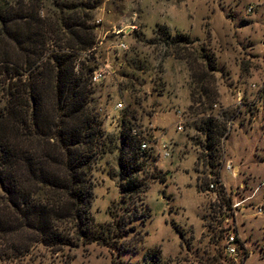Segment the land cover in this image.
I'll use <instances>...</instances> for the list:
<instances>
[{"label": "rangeland", "instance_id": "obj_1", "mask_svg": "<svg viewBox=\"0 0 264 264\" xmlns=\"http://www.w3.org/2000/svg\"><path fill=\"white\" fill-rule=\"evenodd\" d=\"M101 1L93 24L102 55L94 57L101 56L99 62L114 70L95 86L103 127L117 134L127 108L167 148H162L163 142L151 143L147 162L152 173L145 176L149 188L139 198L120 193L117 153L105 156L93 169L95 223L97 229L111 224L104 241L57 254L37 247L22 260L0 264H238L224 252L232 225L246 249L243 264H264V0ZM50 4L43 1L52 8ZM163 25L172 35L189 37L184 53L151 43ZM114 30L123 31L114 35ZM119 39L127 41L128 51L113 47ZM136 54L149 64L145 85L136 95L139 104L131 92H118L116 87L125 80L120 73L126 60ZM192 91L195 99L207 102L205 115L190 110ZM119 102L124 103L122 111L115 110ZM178 112L184 119L182 131L177 130L182 120ZM208 115L218 118L223 127L218 145L208 141L202 124ZM207 143L213 148L205 151ZM164 152L169 157L164 158ZM204 153L234 167L243 162L236 178L222 171L221 165L212 169L232 200L246 197L248 183L247 195L252 194V199L238 218L227 219L228 201H219L207 191L206 179L212 173L203 166ZM154 173L166 174V182L153 178ZM240 184L245 188L235 195ZM244 255L240 246L238 259Z\"/></svg>", "mask_w": 264, "mask_h": 264}, {"label": "trees", "instance_id": "obj_2", "mask_svg": "<svg viewBox=\"0 0 264 264\" xmlns=\"http://www.w3.org/2000/svg\"><path fill=\"white\" fill-rule=\"evenodd\" d=\"M43 1L0 0V262L22 260L37 247L57 254L105 240L111 224L97 229L92 213V171L105 156L117 153L125 197L145 194L152 173L151 152L131 134L134 112L124 110L117 134L97 113L95 65L84 54L98 44L93 13L102 1L49 0L52 8ZM151 41L182 54L190 40L163 25ZM148 67L136 54L121 70L117 90L131 92L135 104ZM193 93L190 110L205 115L207 102ZM217 119L202 120L215 145L224 134ZM201 159L214 175L216 155ZM165 175L153 178L166 182Z\"/></svg>", "mask_w": 264, "mask_h": 264}, {"label": "built area", "instance_id": "obj_3", "mask_svg": "<svg viewBox=\"0 0 264 264\" xmlns=\"http://www.w3.org/2000/svg\"><path fill=\"white\" fill-rule=\"evenodd\" d=\"M251 7L249 8V10L252 9ZM97 24H101V20H97ZM122 31L123 30H114L112 32L114 33V35H120L122 33ZM106 35L107 34L104 35V38L106 37ZM100 43H103L102 40ZM113 47L115 49L121 51V52H126L129 49L127 41L124 39L117 40L116 44ZM98 48H99V42L95 48H93L92 50H90L84 54V56L87 58H91V59L93 58L92 60L90 59L91 64L95 65L94 71H93L92 77H91V83L93 86L102 84L109 75L114 73V70L110 69V66L108 65V63L99 62V59L101 56L94 57L97 54L102 55V53H98ZM114 107H115V110H120V111L125 109L123 102L116 103ZM178 114L182 117V120H181V122H179V124L177 126V130L182 131L183 125H184V119H183V116L181 115V112H178ZM132 124L133 125H132L131 134L139 141V145L141 147V150H146V151L151 152L152 151L151 143L155 144L156 141H158L157 144L159 142H163V139L157 140V138L154 136L155 132L153 133V131L150 128H148L147 126L141 127L138 124L137 120H133ZM152 133H153V136H152L153 138L151 137ZM157 144H156V146H157ZM162 148L163 149L167 148V145L165 142L162 143ZM157 155L160 156L159 150H158ZM163 157L164 158L169 157L168 152H164ZM217 164H218V168H220V165H221L222 171L225 170L228 173H232L233 177H235V178L237 177V175L239 173L238 168H235L230 161L226 162V163L225 162H222V163L217 162ZM222 164H223V166H222ZM209 178H210L209 181L205 185L207 191L214 193L216 195V197H218L219 201L220 200H227L228 201L227 205H229V208H230V213H229L230 217L227 219H234L237 216H239L241 211L246 208L245 207L246 203L252 199V196L246 197L240 201L235 200V199L232 200L229 192L227 191L226 185L224 184L223 180L221 179V176L219 175V173H216L214 175L212 173ZM240 188L244 189L245 185L240 184L238 186V188L236 187L235 188L236 190L234 189L235 195H236L238 189H240ZM258 210H259V212L262 211L261 208H258ZM237 232H238V230H237V227L235 225H232L231 228H228V232L226 234V239H225L224 252L234 262L238 263V261H239L238 264H243V261H244L245 257L247 256V253H246L244 243H243V241H242L243 244L240 242V238H239V235L237 234ZM240 246H241L242 250L245 251V255L242 258V260L238 259Z\"/></svg>", "mask_w": 264, "mask_h": 264}, {"label": "crops", "instance_id": "obj_4", "mask_svg": "<svg viewBox=\"0 0 264 264\" xmlns=\"http://www.w3.org/2000/svg\"><path fill=\"white\" fill-rule=\"evenodd\" d=\"M238 162H240V160H238ZM236 163H237V162H236ZM242 165H243V162H242V163H239L238 165H236L235 168H238V170H239V168H240ZM246 185H247V187L249 186L248 183H246ZM247 187H246V189H245L246 197H251L252 194H251V195H247V189H248ZM246 197H245V198H246Z\"/></svg>", "mask_w": 264, "mask_h": 264}]
</instances>
